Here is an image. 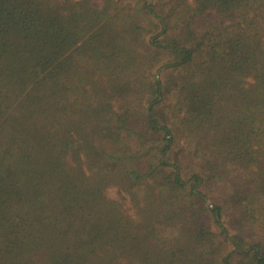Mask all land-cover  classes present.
<instances>
[{
    "label": "trees",
    "instance_id": "obj_1",
    "mask_svg": "<svg viewBox=\"0 0 264 264\" xmlns=\"http://www.w3.org/2000/svg\"><path fill=\"white\" fill-rule=\"evenodd\" d=\"M0 264H264V0H0Z\"/></svg>",
    "mask_w": 264,
    "mask_h": 264
},
{
    "label": "rangeland",
    "instance_id": "obj_2",
    "mask_svg": "<svg viewBox=\"0 0 264 264\" xmlns=\"http://www.w3.org/2000/svg\"><path fill=\"white\" fill-rule=\"evenodd\" d=\"M97 4H99V2H97ZM125 5H127V4H125ZM160 31L159 30H157V31H155V32H153L152 34H150V35H147V38H149V39H151V40H155L156 39V36L158 35V33H159ZM155 37V38H154ZM147 41V40H146ZM145 41V42H146ZM138 50L141 52V54H142V57H140L139 59H138V63H140V60H146V59H148V58H151L150 57V53L149 52H154V50H150V51H147V49L144 47V45L142 44V42L141 43H139V45H138ZM159 58V57H158ZM162 58H160V59H157V60H153V59H150V66H152V65H154V64H157V61L158 60H161ZM145 66H148V65H145ZM144 66V67H145ZM158 66V65H157ZM157 66L155 67V68H157ZM154 68V69H155ZM153 69V74L151 75V79H153L154 77L155 78H157V79H159V80H166V76L164 75V68H161L160 70H154ZM144 70V69H143ZM141 81H143V79L141 78ZM148 81H150V77L148 78ZM141 83H139V84H137L136 86H135V89L137 90V91H135L134 93H133V95L134 96H136V97H140V88H141ZM140 102V101H139ZM108 196L109 197H111V198H114V199H120L121 197H120V193H119V191L116 189V188H110L109 190H108ZM207 202H208V204H210V205H213V203H212V201L210 200V199H207ZM127 208H128V213L129 214H134V212H133V210L130 208V206L129 205H127L126 206Z\"/></svg>",
    "mask_w": 264,
    "mask_h": 264
}]
</instances>
